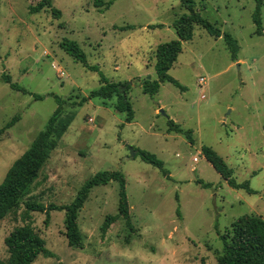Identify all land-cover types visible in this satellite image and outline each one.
Segmentation results:
<instances>
[{"label": "rangeland", "instance_id": "rangeland-1", "mask_svg": "<svg viewBox=\"0 0 264 264\" xmlns=\"http://www.w3.org/2000/svg\"><path fill=\"white\" fill-rule=\"evenodd\" d=\"M40 1L0 0V80L10 75L30 93L59 96L68 102L66 113L75 112L76 118L29 196L2 221L0 259H9L5 239L31 224L51 253L34 264H218L219 232L244 217L264 219V3L258 36L254 0H197L201 15L238 42V60H232L224 39L195 25L193 40L183 43L169 72L185 90L164 83L150 96L141 83L157 80V47L178 40L173 23L188 14L180 0H102L113 2L103 13L97 0H52L60 19L51 9L31 15L29 8ZM129 26L133 29L124 30ZM64 39L77 42L88 64L99 66L109 82L132 83V123L115 110L116 98L71 107L102 84L99 73L66 54L60 46ZM57 107L52 96L36 101L0 81V129L18 118L0 138V184ZM170 120L191 130L195 143L169 133ZM204 146L257 194L231 188L203 156ZM130 148L154 154L171 179L140 155L133 158ZM104 171L125 176L134 232L124 218L107 234L101 231L108 215L119 214L116 181L95 187L79 214L83 249L69 246L65 211H52L48 226L45 214L27 211L33 201L70 205L85 182Z\"/></svg>", "mask_w": 264, "mask_h": 264}, {"label": "trees", "instance_id": "trees-1", "mask_svg": "<svg viewBox=\"0 0 264 264\" xmlns=\"http://www.w3.org/2000/svg\"><path fill=\"white\" fill-rule=\"evenodd\" d=\"M197 0H180L181 5L188 11V14L182 15L173 23V28L176 31L178 40L160 44L156 50L155 71L157 80L145 79L141 83L142 91L146 95L155 96L159 93L161 85L170 83L175 87L185 90L169 72L174 67L179 55L183 51V43L190 42L194 37L195 25H200L207 32L217 38L224 39L228 46L232 60H238L239 45L234 37L220 30L215 24L205 19L197 9ZM256 2V11L253 16L254 24L257 27L256 35H263V26L261 19V8L264 0H254ZM113 2L104 3L102 0H97V7H105L100 10L102 13L108 10ZM47 9H51L53 16L60 19L62 12L54 8L52 0H41L36 6H31L29 12L31 15L39 14ZM162 27V25L152 26V29ZM133 27L124 28V30H132ZM61 48L67 55L80 62L87 70L100 74L101 87L90 93L88 97L82 98L79 102H73L71 107H83L89 101L99 98L102 100L117 99L115 110L119 113L126 114V123H132L135 118V112L130 102V90L132 83H114L109 82L100 71L99 66H91L88 64L86 54L83 52L79 44L69 39H64L60 44ZM2 83L8 84L14 91L21 92L32 96L36 101H42L48 96H52L58 107L51 116L46 129L42 131L31 144L30 148L18 158L9 171L7 172L3 182L0 184V225L2 221L13 211L20 207V203L29 196L31 188L39 179L40 172L48 162L51 154L59 146L60 141L66 134L71 124L76 118V113H66L68 102L57 95H38L28 92L23 87L13 83L10 75H3L0 80ZM18 118H15L2 129L1 136L14 126ZM169 133L184 135L190 144L195 141L192 138V131H184L178 124L170 120ZM202 154L205 159L213 166L216 172L235 190H244L249 194H257L250 187L248 182L239 183L234 176V170L226 163V161L218 155L210 147L204 146ZM138 155L142 159L161 170L163 175L171 179L170 173L164 168V163L159 160L154 154L146 151H138ZM116 181L119 183V205L117 216L108 215L101 228L105 235L115 224L119 218H124L127 228L134 232L135 228L132 223L130 205L128 201L126 179L119 171H104L99 172L85 182L78 192L75 200L68 206H57L50 204L45 206L40 202H28L26 204L27 211L38 212L46 215L45 224L48 226L51 220L52 211H65V226L66 237L71 247L84 248V238L79 227L78 217L81 210L88 201L92 190L98 186H105ZM205 188L211 187L198 181ZM178 215L180 211L178 210ZM219 238L223 245L222 255L218 259V264H264V219L260 216L244 217L234 222L229 230L225 233L219 232ZM5 244L8 248L9 259L7 262L0 259V264H34L37 258L43 254L46 257L51 253L46 247V241L39 236L31 224L16 228L6 239Z\"/></svg>", "mask_w": 264, "mask_h": 264}, {"label": "water", "instance_id": "water-1", "mask_svg": "<svg viewBox=\"0 0 264 264\" xmlns=\"http://www.w3.org/2000/svg\"><path fill=\"white\" fill-rule=\"evenodd\" d=\"M148 80H151V77H149ZM162 113H164V112H162ZM130 152H131V155L133 158H135L138 155V152L134 151V149H132V148H130Z\"/></svg>", "mask_w": 264, "mask_h": 264}, {"label": "built area", "instance_id": "built-area-1", "mask_svg": "<svg viewBox=\"0 0 264 264\" xmlns=\"http://www.w3.org/2000/svg\"><path fill=\"white\" fill-rule=\"evenodd\" d=\"M205 83V79L204 78H201L199 80V85L202 86L203 84ZM205 98V96H203Z\"/></svg>", "mask_w": 264, "mask_h": 264}, {"label": "crops", "instance_id": "crops-1", "mask_svg": "<svg viewBox=\"0 0 264 264\" xmlns=\"http://www.w3.org/2000/svg\"><path fill=\"white\" fill-rule=\"evenodd\" d=\"M135 119V118H134ZM130 124V123H129Z\"/></svg>", "mask_w": 264, "mask_h": 264}]
</instances>
